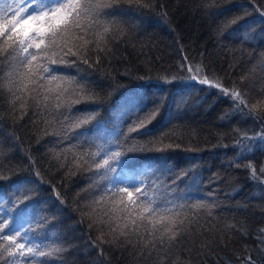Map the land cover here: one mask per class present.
<instances>
[{
    "label": "trees",
    "instance_id": "16d2710c",
    "mask_svg": "<svg viewBox=\"0 0 264 264\" xmlns=\"http://www.w3.org/2000/svg\"><path fill=\"white\" fill-rule=\"evenodd\" d=\"M250 3L251 0H152L148 8L138 9L145 20L139 29L122 26L128 35L126 41L116 36L109 43L107 54L86 50L91 67L82 61L69 67L59 66L60 71L55 75L65 79L51 83L46 89L47 107H38L35 94L27 92L23 107L17 103L13 115L7 92L0 97V165L3 166L0 172L12 167L30 176L38 169L45 181L33 192L39 203L30 201L27 210L10 211L22 232L43 227L36 220L50 218L47 233H39L47 245L43 250L48 252L55 244L64 248L51 259H59L63 264H95V251L86 247L89 238L95 240L101 233L108 234L112 221L124 223L120 219L118 200H113L103 188L106 183L103 170L96 173L91 159L101 147H114L108 143L114 136L106 133L98 138L89 134L92 138L86 144L82 138L73 137L75 122L83 115L82 110L94 107L92 101L96 97L91 95L92 91L104 98L105 110L109 113L113 109L127 112L126 100L131 96L139 97L141 112L151 108L159 96H167L156 119L138 133H130L124 145L140 155V159L168 156L169 166L180 165L170 175L194 168L192 175L175 191L184 197L176 200L184 206L179 212L180 218L195 223H188L166 264H239L236 256L241 253H237V249L242 252L245 246L257 247L256 230L264 228V185L249 181L248 173L228 166L234 156L231 151L235 143L234 130L250 129L252 121L245 122L239 117L222 119L225 113L232 112L230 102L215 88L192 81V74L180 69L181 63L199 65L205 75L223 82L225 87H253L247 80L241 84V76L258 80L264 74L261 72L264 34L247 43L237 41L235 32L224 35L225 25L241 9L252 12ZM256 3L264 4V0H256ZM5 6L4 0H0V8ZM122 7L127 8V3ZM249 18L261 19L256 13ZM97 57L98 64L95 63ZM182 57L187 60L183 61ZM67 59L76 61L77 57ZM0 71L7 74L10 68L0 64ZM165 76L178 79L174 84L164 85L160 81ZM69 79L77 83L70 84ZM261 86L264 81L255 84L256 88ZM101 87L112 94L100 91ZM61 88L67 91L57 107L56 92ZM135 119V115H129L124 120L125 133ZM123 140L121 137L116 143ZM149 142L156 143L150 145ZM167 145L172 148L163 154L155 151ZM83 151L89 153L84 158L87 163L81 159ZM29 158L35 160L34 168L29 167ZM193 158L195 164L191 163ZM255 160L259 167V162H264V152L257 151ZM153 171L141 166L125 169L124 175L126 182L135 183L147 181ZM156 176V185L169 183L167 176L160 173ZM4 191H7V182L5 188L0 189ZM55 192L60 193L63 205L55 199ZM149 195L159 197L161 193L150 191ZM201 196L207 199H199ZM169 198L173 197L169 195ZM246 200L248 205H245ZM195 204L207 207L194 208ZM241 206L247 210L237 211ZM7 207L5 204L4 208ZM20 207L23 209V205ZM233 225L235 231L231 229ZM20 242L17 238V243ZM10 243L0 239V244ZM102 247L103 264H155L133 247L107 244ZM0 254L3 255L0 264L11 260L3 248ZM43 259L38 258L31 264H41ZM16 264H25V261L19 258Z\"/></svg>",
    "mask_w": 264,
    "mask_h": 264
},
{
    "label": "snow or ice",
    "instance_id": "6c2138e0",
    "mask_svg": "<svg viewBox=\"0 0 264 264\" xmlns=\"http://www.w3.org/2000/svg\"><path fill=\"white\" fill-rule=\"evenodd\" d=\"M151 2L152 0H13V3H7V0H4L6 6L0 8V13H3L0 15V64L9 67L10 71L7 74L0 71V97L5 91L7 92L13 115L17 103L23 107L27 92L35 94L38 107L41 105L47 107L46 89L51 83L65 79L63 76L55 75L60 71L59 66L69 67L77 61H82L91 67L86 50L94 49L107 54L110 52L108 45L116 36L126 41L128 35L124 27L139 29L145 20L138 9L148 8ZM125 3L128 5L127 8L122 7ZM250 7L251 13L241 9L238 15L227 22L225 25L227 31L224 35L235 32L238 34L237 41L247 43L264 34V4H257L256 0H251ZM252 13L259 14L261 19L259 21L250 19ZM257 25H259L258 29ZM69 56H76L77 60L69 61L67 59ZM182 60L186 61L187 57H182ZM95 63H100L99 57ZM54 65L56 67H53ZM180 69L192 74L190 76L192 81L215 88L222 98L230 102L232 112L225 113L222 119L239 117L245 122L252 121V128L242 132L234 130L235 143L231 146L234 156L228 166L248 173L249 181L264 185V162H259L257 167L255 160L257 151L264 152V86L255 87L256 83L264 81V74L258 80L250 79L248 75L241 76V84L247 80L253 85L251 88L238 85L229 88L225 87L223 82L205 75L204 68L199 65L181 63ZM261 72L264 73V62L261 65ZM177 79L165 76L160 82L170 85ZM68 82L77 83L75 79H69ZM85 87L90 86L85 85ZM66 91L61 88L56 92L57 107L60 106L59 102ZM100 91L107 90L101 87ZM249 92L252 93L251 96L248 95ZM111 94L107 91V95ZM91 95L96 97L92 101L94 107L82 110L83 115L75 122L73 137L82 138L83 143L86 144L92 138L89 134H94L98 138H103L106 133L114 136V139L108 140V143L114 147H101L100 151L92 154L91 159L96 173L103 170L106 181L103 188L113 200H118L120 219L124 223L121 225L116 221L110 222V232L101 233L95 240L89 238L86 247L95 251L97 256L95 264H103L100 258L105 255L102 247L105 244L133 247L142 257L153 259L155 264H166V261L170 260V253L187 229L188 223H195L180 218L179 212L184 206L177 204L176 200L184 197L175 191L192 175L194 168L170 175L175 173L180 165L169 166L171 160L168 156L159 155L140 159V155L124 145L130 133H138L156 119L167 96H159L152 107L144 112H141L139 97L131 96L126 100L127 112L113 109L109 113L105 110L104 98L98 96L95 91H92ZM40 97L43 99H38ZM129 115H135L136 119L128 129V133H125L124 120ZM121 137H124V140L116 143ZM155 143L149 142L150 145ZM171 148L172 145L161 146L155 148V151L163 154ZM88 156L89 153L83 151L81 159L87 163L84 158ZM191 163L195 164V158ZM34 166L35 160L29 158V167L34 168ZM141 166L154 169L153 176L147 181L126 182L124 170ZM2 167L0 165V168ZM156 173L167 176L169 183L156 185L155 180L158 179ZM6 182L7 191L0 192V209H3L0 211V239L11 243L7 246L0 244V248L4 249L11 260H5V264H16L19 258H23L25 264H31L38 258H44L41 264H63V261L51 257L63 252L64 248L55 244L45 252L43 250L47 246L45 238L39 237V233H47L50 218L46 216L39 218L36 223L43 227L35 230L29 228L22 232L10 211V209L16 212L27 210L30 201L39 203L33 192L38 190L39 185L45 183L41 172L36 169L29 176L9 167L0 172V189L5 188ZM192 183H195V176H192ZM150 191L160 192L161 195L150 196ZM9 192L11 195H8ZM169 195L173 198L170 199ZM55 199L61 205L65 203L59 192H55ZM199 199H207V197L201 196ZM5 204L7 208H4ZM248 204L249 201L246 200L245 205ZM193 207L204 208L207 205L195 204ZM236 210L246 211L247 208L241 206ZM89 227L91 228L92 225L89 224ZM231 229L235 231V225L231 226ZM256 231L257 247L245 246L242 252L240 249L236 250L237 253H241L236 256L239 264H264V228ZM29 232L32 233L31 236L28 235ZM17 238L21 240L20 243H17ZM0 258H3L2 254Z\"/></svg>",
    "mask_w": 264,
    "mask_h": 264
}]
</instances>
